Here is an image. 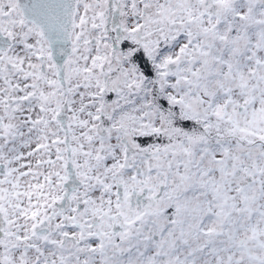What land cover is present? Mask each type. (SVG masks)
<instances>
[{"label": "snow or ice", "instance_id": "obj_1", "mask_svg": "<svg viewBox=\"0 0 264 264\" xmlns=\"http://www.w3.org/2000/svg\"><path fill=\"white\" fill-rule=\"evenodd\" d=\"M0 264H264V0H0Z\"/></svg>", "mask_w": 264, "mask_h": 264}]
</instances>
